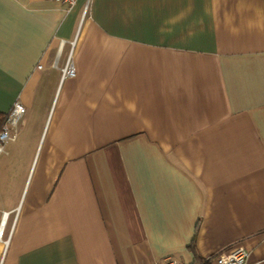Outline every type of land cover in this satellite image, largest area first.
<instances>
[{"label":"crops","instance_id":"0c3cea01","mask_svg":"<svg viewBox=\"0 0 264 264\" xmlns=\"http://www.w3.org/2000/svg\"><path fill=\"white\" fill-rule=\"evenodd\" d=\"M16 101L0 264H264V0H0Z\"/></svg>","mask_w":264,"mask_h":264},{"label":"built area","instance_id":"2783aa9c","mask_svg":"<svg viewBox=\"0 0 264 264\" xmlns=\"http://www.w3.org/2000/svg\"><path fill=\"white\" fill-rule=\"evenodd\" d=\"M65 2L71 8L73 7L77 0H58ZM41 67V66H39ZM76 74V69L72 60H69L68 65L64 70V77H73ZM27 112V108L20 101H16L9 112L6 114V118L1 125L0 129V156L6 150L7 144L14 140L17 136V130L20 121L23 119ZM0 223V239L3 238L5 233V228L7 220L9 217L8 212H3ZM250 252L245 246L237 244L229 250H224L220 252L215 258L216 264H247ZM153 264H179L176 258L168 256L161 261L155 262Z\"/></svg>","mask_w":264,"mask_h":264},{"label":"trees","instance_id":"16d2710c","mask_svg":"<svg viewBox=\"0 0 264 264\" xmlns=\"http://www.w3.org/2000/svg\"><path fill=\"white\" fill-rule=\"evenodd\" d=\"M6 118V115L5 116H0V129H1V125L3 124L4 120ZM213 258H208L209 261H211Z\"/></svg>","mask_w":264,"mask_h":264},{"label":"rangeland","instance_id":"374dc122","mask_svg":"<svg viewBox=\"0 0 264 264\" xmlns=\"http://www.w3.org/2000/svg\"><path fill=\"white\" fill-rule=\"evenodd\" d=\"M8 229H9V225H8L7 230L5 232L4 238H6V236H7Z\"/></svg>","mask_w":264,"mask_h":264}]
</instances>
